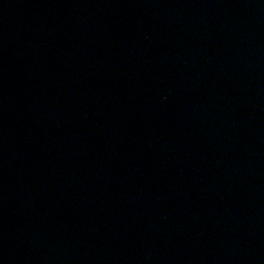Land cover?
I'll list each match as a JSON object with an SVG mask.
<instances>
[{
  "label": "water",
  "instance_id": "water-1",
  "mask_svg": "<svg viewBox=\"0 0 264 264\" xmlns=\"http://www.w3.org/2000/svg\"><path fill=\"white\" fill-rule=\"evenodd\" d=\"M0 264H264V0H0Z\"/></svg>",
  "mask_w": 264,
  "mask_h": 264
}]
</instances>
